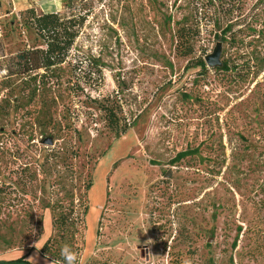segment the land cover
Returning a JSON list of instances; mask_svg holds the SVG:
<instances>
[{
  "label": "rangeland",
  "instance_id": "1",
  "mask_svg": "<svg viewBox=\"0 0 264 264\" xmlns=\"http://www.w3.org/2000/svg\"><path fill=\"white\" fill-rule=\"evenodd\" d=\"M67 2L0 0V261L53 264L41 254L52 212L72 210L78 264H264V0ZM29 9L84 17L62 85L36 98L16 62L45 48ZM183 16L201 24L193 57L220 43L229 72L177 54ZM61 148L66 161L52 156Z\"/></svg>",
  "mask_w": 264,
  "mask_h": 264
},
{
  "label": "trees",
  "instance_id": "2",
  "mask_svg": "<svg viewBox=\"0 0 264 264\" xmlns=\"http://www.w3.org/2000/svg\"><path fill=\"white\" fill-rule=\"evenodd\" d=\"M79 0H68L66 3L67 8H71ZM35 9H29L25 12L26 21L30 23L38 31L39 35L44 39L45 48L43 49H27L24 48L17 53L16 62L21 68L18 74L26 76L24 80V87H30L31 98H36L39 91L46 85L50 84L52 78L57 79V87L62 85L61 74L64 72V65L69 61L70 50L72 49L76 39L79 37L80 27L84 22V17L77 15L73 10L71 11H58L52 13H36ZM168 23L171 22V18L166 19ZM201 24L199 19L183 16L182 18L174 21V34L173 39L175 43V50L177 54L189 60L195 59L194 67H198L201 70V74H207V65L202 57L194 58V52L196 44V38L200 35ZM233 30V25H227L221 31V39H226L227 35ZM205 58V57H204ZM217 68V69H216ZM216 70H222L225 72L230 71V65L228 62H221ZM43 69L44 73L33 75L38 70ZM45 79V81H44ZM74 88H70L71 94H78V90L81 89V84L75 82ZM78 88L77 90L75 89ZM82 91V89H81ZM100 111L104 113L107 126L115 133L117 137H120L127 133L128 124L126 118L121 120V117L113 111L107 110V107L101 106ZM54 142V140H53ZM72 154L67 151V148H61L52 153L53 158L64 159L66 161ZM187 156L186 152L178 154L175 161L179 162ZM92 186V182L88 181L84 187V190L88 192ZM70 195V194H69ZM88 206H85L83 216L87 215ZM53 211V210H52ZM53 230L54 236L49 238L41 249L42 256L49 257L51 261L56 264H64L63 257L61 256V249L64 245H68L78 256L81 252V247L78 244V240L81 237L78 225L83 224L82 219L73 218L72 210L64 212H52ZM0 264H32L25 257L11 260L0 261ZM78 264V261H77Z\"/></svg>",
  "mask_w": 264,
  "mask_h": 264
},
{
  "label": "water",
  "instance_id": "3",
  "mask_svg": "<svg viewBox=\"0 0 264 264\" xmlns=\"http://www.w3.org/2000/svg\"><path fill=\"white\" fill-rule=\"evenodd\" d=\"M221 53H222V45L220 43L217 44L212 54L205 56L204 61L208 68H216L221 65ZM43 143L45 145H53L52 138H46ZM167 177L170 176V172L166 174Z\"/></svg>",
  "mask_w": 264,
  "mask_h": 264
},
{
  "label": "clouds",
  "instance_id": "4",
  "mask_svg": "<svg viewBox=\"0 0 264 264\" xmlns=\"http://www.w3.org/2000/svg\"><path fill=\"white\" fill-rule=\"evenodd\" d=\"M61 256L63 257L64 264H77L78 256L68 245L62 247ZM53 264H55V262H53ZM182 264H192L191 258L184 259Z\"/></svg>",
  "mask_w": 264,
  "mask_h": 264
},
{
  "label": "built area",
  "instance_id": "5",
  "mask_svg": "<svg viewBox=\"0 0 264 264\" xmlns=\"http://www.w3.org/2000/svg\"><path fill=\"white\" fill-rule=\"evenodd\" d=\"M2 15H0V20L2 19ZM1 32H2V30H1V25H0V36H1Z\"/></svg>",
  "mask_w": 264,
  "mask_h": 264
},
{
  "label": "crops",
  "instance_id": "6",
  "mask_svg": "<svg viewBox=\"0 0 264 264\" xmlns=\"http://www.w3.org/2000/svg\"><path fill=\"white\" fill-rule=\"evenodd\" d=\"M33 1V0H32Z\"/></svg>",
  "mask_w": 264,
  "mask_h": 264
}]
</instances>
